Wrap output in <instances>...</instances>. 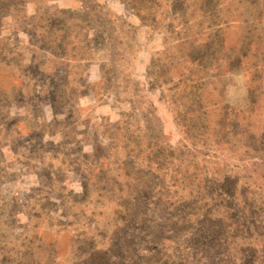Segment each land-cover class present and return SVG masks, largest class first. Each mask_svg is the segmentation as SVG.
Listing matches in <instances>:
<instances>
[{"label": "rangeland", "instance_id": "1", "mask_svg": "<svg viewBox=\"0 0 264 264\" xmlns=\"http://www.w3.org/2000/svg\"><path fill=\"white\" fill-rule=\"evenodd\" d=\"M156 15L0 0V264H264V0Z\"/></svg>", "mask_w": 264, "mask_h": 264}, {"label": "trees", "instance_id": "2", "mask_svg": "<svg viewBox=\"0 0 264 264\" xmlns=\"http://www.w3.org/2000/svg\"><path fill=\"white\" fill-rule=\"evenodd\" d=\"M11 1V0H7ZM18 2H25L26 0H14ZM31 1H37V0H31ZM120 2L124 3L131 12H133L143 23H150V24H157L159 23V19H157L156 12L160 10L163 5L165 4L166 0H119ZM182 2H185V0H179ZM47 14V13H46ZM205 42L198 47L195 45L194 41L189 42L186 46H183L179 48V43L177 44L176 49L179 53V57L182 59H188L189 65L202 62L203 58H205L203 55H199L201 51L199 49H202ZM203 56V57H202ZM191 61V62H190ZM200 66V64H199ZM189 90V96H193L192 93L195 90V87L187 88Z\"/></svg>", "mask_w": 264, "mask_h": 264}]
</instances>
